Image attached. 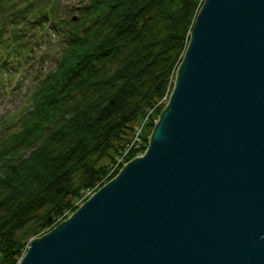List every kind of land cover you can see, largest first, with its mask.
Wrapping results in <instances>:
<instances>
[{"label": "water", "instance_id": "water-1", "mask_svg": "<svg viewBox=\"0 0 264 264\" xmlns=\"http://www.w3.org/2000/svg\"><path fill=\"white\" fill-rule=\"evenodd\" d=\"M18 264H264V0H205L142 156Z\"/></svg>", "mask_w": 264, "mask_h": 264}, {"label": "trees", "instance_id": "trees-1", "mask_svg": "<svg viewBox=\"0 0 264 264\" xmlns=\"http://www.w3.org/2000/svg\"><path fill=\"white\" fill-rule=\"evenodd\" d=\"M204 1L0 0V83L20 87L28 66L58 51L0 136V264H18L116 176L141 120L146 149Z\"/></svg>", "mask_w": 264, "mask_h": 264}, {"label": "rangeland", "instance_id": "rangeland-1", "mask_svg": "<svg viewBox=\"0 0 264 264\" xmlns=\"http://www.w3.org/2000/svg\"><path fill=\"white\" fill-rule=\"evenodd\" d=\"M77 2H79V0H61L62 5H64V6H67V5L69 6L72 4L77 5ZM78 14H79V11L76 10L72 15L78 16ZM45 45H47V44H45ZM44 50H46L45 47H43V49L41 50V53H43ZM50 51H51L50 52L51 55L49 56V58L45 57L43 60L41 59V61L40 60L38 62L35 61L34 63L31 64L30 68L28 66L27 75H25V80L27 81V83L31 80L34 81L35 78L37 77L36 74L38 75L40 71L43 72L44 70H48V69H51L52 67H54V63H55L54 59L58 56V51H57V48H54V47ZM35 55H36L35 58H38V56H37L38 53ZM25 80H23V81H25ZM27 94H28V86L24 82H21L20 87L16 86L15 81H12V83L7 84V85L5 83H0V121H2V123L0 125V136L1 137L4 136V132L9 130L8 120H10L12 116L17 114V112L27 104ZM3 120H5V121H3ZM6 120H7V122H6ZM135 127H137V128L140 127L139 134L137 135L139 139L141 138L139 143L135 146V148H131V149H127V146H126V148L122 151L120 157L116 160L115 164L113 166H111L110 174L115 169L121 170V168L126 163L129 162V161L124 162V159H125L126 155L128 154V152L134 151L136 153V157H139V155L143 153L144 149H142V145H143L142 134H146V132H148V130H149V127H147L146 125L144 126V124L142 123V120L139 121L133 127L134 131H135ZM134 131H133V133H134ZM150 131H151V129H150ZM132 142H133V137H131L129 144L132 145ZM119 159H120V161L117 164V161ZM88 198L89 197H87V199Z\"/></svg>", "mask_w": 264, "mask_h": 264}, {"label": "built area", "instance_id": "built-area-1", "mask_svg": "<svg viewBox=\"0 0 264 264\" xmlns=\"http://www.w3.org/2000/svg\"><path fill=\"white\" fill-rule=\"evenodd\" d=\"M143 124H144V121L142 122ZM139 131H140V127H135V131H134V133H133V135H132V137H133V142H132V145L131 144H129V145H127V149H131V148H135V146L139 143V141H140V139L138 138V134H139ZM140 137V136H139ZM134 145V146H133ZM137 149V148H136ZM145 151V150H144ZM144 151H143V153H144ZM143 153L142 154H140L139 155V157L140 156H142L143 155ZM119 161H120V159L117 161V164L119 163ZM116 164V165H117ZM93 193L92 192H86L85 193V195L87 196V197H90L91 195H92Z\"/></svg>", "mask_w": 264, "mask_h": 264}]
</instances>
